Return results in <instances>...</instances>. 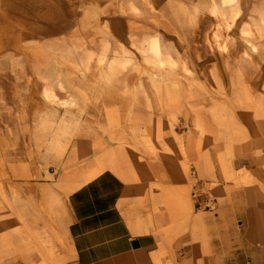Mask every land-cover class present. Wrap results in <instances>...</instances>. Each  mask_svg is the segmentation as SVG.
<instances>
[{"label": "rangeland", "instance_id": "1", "mask_svg": "<svg viewBox=\"0 0 264 264\" xmlns=\"http://www.w3.org/2000/svg\"><path fill=\"white\" fill-rule=\"evenodd\" d=\"M235 2L246 13L227 27L231 48L248 55L243 60L247 71L255 62L264 75V0ZM223 3L0 0V264H71L64 179L92 171L99 134L105 136V146H118L101 155L102 161L129 178V166L151 164L157 156L150 138H133L139 152H131L129 133L163 127L178 135L190 128L177 103L167 110L172 96L158 99L164 92L158 87L182 78L169 72L174 70L168 67V55H178L184 63L191 48L204 55L209 24ZM197 19L201 24L194 23ZM242 35L253 39L252 45ZM195 36L201 41L192 46ZM248 45L262 49V57L253 59ZM258 87L242 76L223 90L226 98L251 103ZM149 96L146 102L143 98ZM142 111L166 121H143ZM123 133L127 138L120 137ZM146 149L153 154L143 153ZM242 182L249 180H237ZM214 188L204 183L199 189L216 198ZM15 244L23 248L15 250Z\"/></svg>", "mask_w": 264, "mask_h": 264}, {"label": "crops", "instance_id": "2", "mask_svg": "<svg viewBox=\"0 0 264 264\" xmlns=\"http://www.w3.org/2000/svg\"><path fill=\"white\" fill-rule=\"evenodd\" d=\"M223 2L227 4L209 24L205 50L200 45L204 55L191 48L185 63L178 55H168L172 59L168 67L174 70L169 72L182 78L158 87L164 91L158 99L172 96L165 101L172 107L167 110L177 103L190 128L178 135L163 127L129 133L135 148L131 152H139L133 138H150L157 155L151 164L129 166V178L115 170L118 166L102 161L101 155L118 146H105V136L99 134L93 143L97 157L92 170L100 171L91 178L64 179L71 264H264V75L255 62L247 71L243 60L248 55L233 51L230 45L227 27L243 18L245 6L235 0ZM194 23L201 24L199 19ZM247 39L252 45L253 39ZM200 41L195 36L191 45ZM251 45L253 59L262 57V49L255 51ZM198 58L204 59L201 64ZM242 76L249 84L259 85L251 103L238 96L226 98L223 90ZM242 83L237 89L243 88ZM143 99L151 100L150 96ZM140 115L143 121H166L148 118L144 111ZM247 179L246 184L237 183ZM204 183L215 185L213 209L199 208L191 197L192 189ZM22 248L15 244V250Z\"/></svg>", "mask_w": 264, "mask_h": 264}, {"label": "built area", "instance_id": "3", "mask_svg": "<svg viewBox=\"0 0 264 264\" xmlns=\"http://www.w3.org/2000/svg\"><path fill=\"white\" fill-rule=\"evenodd\" d=\"M200 188V187H199ZM196 188L192 192V197L199 208L203 209H213L216 205V198L209 195L208 191H201V189Z\"/></svg>", "mask_w": 264, "mask_h": 264}, {"label": "bare ground", "instance_id": "4", "mask_svg": "<svg viewBox=\"0 0 264 264\" xmlns=\"http://www.w3.org/2000/svg\"><path fill=\"white\" fill-rule=\"evenodd\" d=\"M11 5V4H10ZM230 7V6H229ZM37 9V8H36ZM38 10H40V8L38 9ZM219 33H221V29H220V26H217L216 27V32H215V34L218 36L219 35ZM255 45V44H254ZM150 49V48H149ZM161 51V50H160ZM153 54V53H152ZM161 56V55H160ZM165 66V65H164ZM156 77V76H155ZM161 78V77H160ZM155 83V82H154ZM20 157V156H19ZM99 172V169L98 168H95L94 170H92L88 175H87V178H91V177H93V176H95L97 173ZM50 206V205H49ZM52 207V206H51ZM10 209V208H9ZM50 209V208H49ZM53 210V209H52ZM50 211V210H49ZM52 213V212H51ZM44 231H45V229H44ZM46 236V235H45ZM47 238H49V237H47ZM43 241H46L45 240V238H44V240ZM43 243H45V242H43ZM51 243H52V241H51ZM50 243V244H51ZM54 243H55V241H54ZM46 244V243H45ZM47 245V244H46ZM56 249V248H55ZM52 255V254H51ZM53 256H55V255H53Z\"/></svg>", "mask_w": 264, "mask_h": 264}, {"label": "water", "instance_id": "5", "mask_svg": "<svg viewBox=\"0 0 264 264\" xmlns=\"http://www.w3.org/2000/svg\"><path fill=\"white\" fill-rule=\"evenodd\" d=\"M133 244H134L135 246L138 245V241L135 240V241L133 242Z\"/></svg>", "mask_w": 264, "mask_h": 264}]
</instances>
